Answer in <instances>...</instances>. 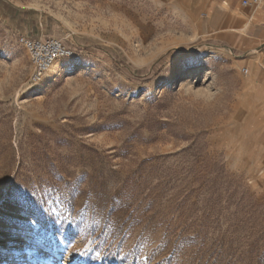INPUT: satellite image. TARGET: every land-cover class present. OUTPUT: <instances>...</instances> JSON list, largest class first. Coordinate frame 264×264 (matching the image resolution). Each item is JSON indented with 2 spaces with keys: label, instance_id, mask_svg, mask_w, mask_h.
Segmentation results:
<instances>
[{
  "label": "rangeland",
  "instance_id": "rangeland-1",
  "mask_svg": "<svg viewBox=\"0 0 264 264\" xmlns=\"http://www.w3.org/2000/svg\"><path fill=\"white\" fill-rule=\"evenodd\" d=\"M186 11L0 0V264H264V74Z\"/></svg>",
  "mask_w": 264,
  "mask_h": 264
},
{
  "label": "crops",
  "instance_id": "crops-1",
  "mask_svg": "<svg viewBox=\"0 0 264 264\" xmlns=\"http://www.w3.org/2000/svg\"><path fill=\"white\" fill-rule=\"evenodd\" d=\"M182 1L201 37L250 55L252 72L264 74V1L255 7L242 0Z\"/></svg>",
  "mask_w": 264,
  "mask_h": 264
},
{
  "label": "built area",
  "instance_id": "built-area-1",
  "mask_svg": "<svg viewBox=\"0 0 264 264\" xmlns=\"http://www.w3.org/2000/svg\"><path fill=\"white\" fill-rule=\"evenodd\" d=\"M263 1L264 0H242V5L255 7ZM17 42L25 48L29 55L33 68L31 81L33 84L37 85L44 83L48 72L56 61L72 57L75 53L64 41L56 37L33 38L27 35H21L17 38Z\"/></svg>",
  "mask_w": 264,
  "mask_h": 264
},
{
  "label": "bare ground",
  "instance_id": "bare-ground-1",
  "mask_svg": "<svg viewBox=\"0 0 264 264\" xmlns=\"http://www.w3.org/2000/svg\"><path fill=\"white\" fill-rule=\"evenodd\" d=\"M58 64H59L58 61H56V62L54 63V65L52 66L51 70L54 69ZM20 234L23 235V234H24V230H22V229H18L17 231L13 232L11 238H12V239L18 238V237L21 236Z\"/></svg>",
  "mask_w": 264,
  "mask_h": 264
},
{
  "label": "trees",
  "instance_id": "trees-1",
  "mask_svg": "<svg viewBox=\"0 0 264 264\" xmlns=\"http://www.w3.org/2000/svg\"><path fill=\"white\" fill-rule=\"evenodd\" d=\"M109 245V244H108ZM110 245H112V244H110ZM110 250V249H109ZM114 250L116 251V248H114Z\"/></svg>",
  "mask_w": 264,
  "mask_h": 264
}]
</instances>
